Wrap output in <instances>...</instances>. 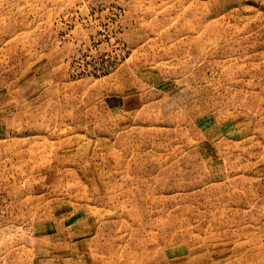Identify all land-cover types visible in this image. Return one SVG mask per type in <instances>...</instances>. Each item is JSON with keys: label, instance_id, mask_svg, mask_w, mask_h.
I'll use <instances>...</instances> for the list:
<instances>
[{"label": "rangeland", "instance_id": "obj_1", "mask_svg": "<svg viewBox=\"0 0 264 264\" xmlns=\"http://www.w3.org/2000/svg\"><path fill=\"white\" fill-rule=\"evenodd\" d=\"M0 264H264V0H0Z\"/></svg>", "mask_w": 264, "mask_h": 264}]
</instances>
